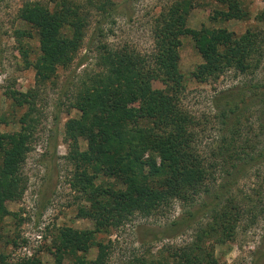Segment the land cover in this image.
I'll return each mask as SVG.
<instances>
[{
    "label": "trees",
    "instance_id": "16d2710c",
    "mask_svg": "<svg viewBox=\"0 0 264 264\" xmlns=\"http://www.w3.org/2000/svg\"><path fill=\"white\" fill-rule=\"evenodd\" d=\"M196 1L175 0L161 10L153 25L155 51L149 55L127 47H103L102 71L80 93L76 106L82 112L68 121L66 131L75 144L81 138L87 142V148L77 147L71 159L81 169V191L90 202L79 215L93 219L95 228L62 227L50 248L58 264L66 255H85L94 243H98L97 257L87 260L79 256L75 264H107V246L96 242L95 234L136 212L149 215L172 199H180L189 207L164 231L165 237L195 228L192 241L180 247L172 260L143 259L141 264H215L207 243L234 236L245 210L233 194L234 186L248 168L264 162V146L256 151L250 140L238 144L241 104L246 107L248 98H260L259 121L264 129V81L237 85L217 96L223 122L229 125L225 119L231 115L236 121L230 137L222 138L209 161L197 148L194 118L180 104L186 89L180 47L183 36L195 41L203 58L193 72L198 81L217 80L232 68L241 74L253 72L264 62V11L258 15L261 26L249 27L242 34L208 26L194 29L188 18ZM99 2L96 6L104 16L118 13L117 2ZM219 3L225 9L215 11L214 21L250 17L241 0ZM20 17L36 29L39 38L40 55L34 65L38 81L72 61L91 20L90 11L75 0L26 3ZM155 81L163 83L165 89L156 90ZM18 94L30 97L29 92L13 91L16 99ZM27 102L28 98L22 104ZM31 115H22L18 131L0 129V221L11 214L8 203L22 198L26 190L21 169L34 136ZM5 122L6 118L0 117V127ZM99 175L114 177L123 187L95 185ZM201 217L205 220L199 222ZM0 264H8L6 255L0 254ZM23 264L37 261L28 259Z\"/></svg>",
    "mask_w": 264,
    "mask_h": 264
},
{
    "label": "rangeland",
    "instance_id": "374dc122",
    "mask_svg": "<svg viewBox=\"0 0 264 264\" xmlns=\"http://www.w3.org/2000/svg\"><path fill=\"white\" fill-rule=\"evenodd\" d=\"M75 1L90 11L89 28L72 61L59 65L44 81H38L34 66L40 55L37 31L21 19L20 10L26 3L52 4L54 0L0 1V117L7 120L0 129L8 133L18 131L21 127L19 119L26 112H31L35 125L31 149L21 169L26 190L22 198L8 203L11 214L0 221V254L6 255L8 264H23L28 259L36 260L37 264H58L50 248L62 227L95 228L93 219L79 215L80 209L88 207L90 202L81 191V169L71 159L77 147L80 150L87 148V142L81 138L75 144L67 138L68 121L80 116L82 111L76 106L78 97L102 71L99 63L103 47H127L146 55L153 53L155 17L175 0H113L120 7L111 17L104 16L97 8L96 2L101 0ZM241 1L250 12L247 20L214 21L215 11L225 7L219 0H197L188 24L194 29L203 26L227 28L236 34L246 32L249 27L261 26L258 15L264 11V0ZM202 62L193 38L183 36L180 68L186 78V89L180 104L194 118L199 152L212 161L213 149L221 144L223 137H230L236 121L235 115H231L225 119L229 125L223 122L222 108L215 101L217 96L222 90L237 85L264 81V62L247 74L232 68L217 80L201 82L193 72ZM154 87L161 91L165 89L159 81H155ZM13 91L29 92L30 97L18 94L20 98L16 99ZM250 93L247 95L254 94ZM26 98L29 102L22 104ZM259 101V97H251L246 107L241 104L240 136H237L238 144L250 140L256 151L264 146ZM219 177L221 181V174ZM95 185L123 187L114 177L105 175L97 176ZM233 194L244 206L243 218L232 238L213 239L207 247L214 252L215 264H264V162L244 172L234 186ZM188 207L182 200L172 199L149 215L136 212L107 230L97 232L95 241L107 246V264H141L143 259L172 260L180 247L192 241L195 228L184 229L169 237H165L164 231L182 217ZM203 220L201 217L199 222ZM97 244L94 243L85 255L82 252L77 256L66 255L61 264H75L79 256L94 260L99 251Z\"/></svg>",
    "mask_w": 264,
    "mask_h": 264
}]
</instances>
